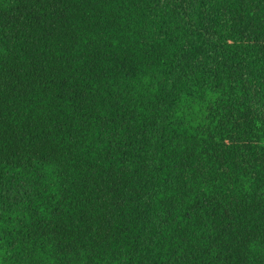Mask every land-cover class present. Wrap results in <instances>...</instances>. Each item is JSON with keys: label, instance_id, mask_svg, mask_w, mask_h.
<instances>
[{"label": "trees", "instance_id": "16d2710c", "mask_svg": "<svg viewBox=\"0 0 264 264\" xmlns=\"http://www.w3.org/2000/svg\"><path fill=\"white\" fill-rule=\"evenodd\" d=\"M0 264H264V0H0Z\"/></svg>", "mask_w": 264, "mask_h": 264}]
</instances>
